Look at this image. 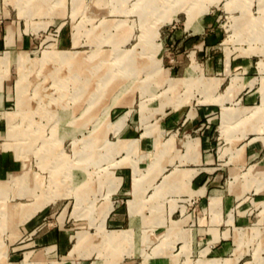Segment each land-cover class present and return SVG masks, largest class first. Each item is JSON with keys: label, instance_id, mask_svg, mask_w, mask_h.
Wrapping results in <instances>:
<instances>
[{"label": "crops", "instance_id": "crops-1", "mask_svg": "<svg viewBox=\"0 0 264 264\" xmlns=\"http://www.w3.org/2000/svg\"><path fill=\"white\" fill-rule=\"evenodd\" d=\"M55 1L50 0L52 5ZM22 4L23 0H0V55L8 51L13 56L11 61L16 62V56L27 57L46 40H55L50 44H56L60 48L57 50L77 46L73 45V29L63 32L70 15L63 17L62 11L54 10L64 4L50 9L49 3L42 2L44 7L31 17L23 15ZM108 4L111 8L110 0L92 2L97 10ZM68 7L71 12V0ZM177 13L165 29V49L175 62L181 55L189 62L181 69L183 75H165L162 79L201 75L214 78L219 81L214 94H221L231 78L239 76L243 87L224 105L246 108L243 123L222 133L221 104L197 102L201 96L198 91L192 97L193 104L187 102L178 108L167 104L162 113L156 110L162 101L176 100L184 90L182 86L174 99L165 96L144 112L123 111V106V112L115 118L125 115L122 126L116 133L108 132L118 137L115 142L133 140L135 144L115 154V165L108 166L107 161L100 165L110 169L115 180L90 175L75 179L70 195L56 198L66 202L46 204L32 215L20 244L11 248L19 250V260L7 264H201L224 259L229 264H255L257 258L264 261V112L249 115L252 108L262 104L260 88H264V71L258 68L264 57L257 61L252 58L264 53L249 52V45L244 49L248 54L228 59L223 51L221 58L215 49L222 34L219 18L207 11L189 23L186 17L178 25ZM99 14L105 24L104 14ZM242 19L245 20L235 23L242 24L241 32L249 34L251 19ZM263 21L258 20L264 25ZM46 22L45 28L39 27ZM42 33L44 37H40ZM259 39L262 46L264 35ZM203 57L206 58L202 60ZM166 69L172 73L180 68L173 64ZM253 78L254 84L248 86L246 82ZM226 81L224 88L218 90ZM155 84L151 82L154 88ZM163 84L166 89L167 84ZM155 94L151 90L143 101L155 103ZM144 118L148 128L142 123ZM242 135L233 144L228 139ZM108 193L112 208L101 223L93 216L99 217ZM94 200L100 201L96 209L92 205ZM107 232L116 235L108 239L104 235ZM78 233L84 234L80 243Z\"/></svg>", "mask_w": 264, "mask_h": 264}, {"label": "rangeland", "instance_id": "rangeland-1", "mask_svg": "<svg viewBox=\"0 0 264 264\" xmlns=\"http://www.w3.org/2000/svg\"><path fill=\"white\" fill-rule=\"evenodd\" d=\"M71 1V12L68 0L55 1L54 5L64 4L60 8L54 7L50 0H23L21 8L23 15L31 17L41 11L44 2L49 3L50 9L53 6L55 11H62L63 17L70 15L63 32L73 29L75 48L57 50L60 48L56 44H50L55 40H46L34 47L28 58L16 56L18 64L11 61L13 56L8 51L0 55L3 101L0 103V264L19 260V250L11 248L20 244L32 215L46 204L63 202L56 198L69 196L75 179L90 175L115 180L110 169L100 167L101 163L107 161L108 166L115 165V154L135 144L133 140L115 142L118 137L108 132L116 133L122 126L125 115L115 120L119 113L127 109L144 112L149 106L158 105L159 99L165 96L174 99L181 93L182 86L184 90L176 100L166 99L156 110L162 113L167 104L174 108L187 102L193 104L192 97L198 91L201 96L197 102L221 104L222 133L243 123L246 108L224 105L225 100L232 101L243 87L239 76H233L221 94H214L219 85L214 78L202 75L172 78L183 75L181 69L189 62L183 55L175 62L165 49V29L170 27L171 18L177 12L178 25L186 17L189 23L207 11L219 18L222 34L220 45L215 49L221 58L223 51L228 59L248 54L244 49L249 45V52L264 53V41L259 46L264 25L258 22L264 20V0H110L111 8L108 4L100 7L102 11L92 5L93 0ZM99 13L104 14L105 24L99 19ZM242 17L251 19L249 34L242 33V24L235 23L245 20ZM47 24L39 27L45 28ZM245 32L248 33V29L245 28ZM263 57L256 54L252 59L257 61ZM173 64L180 69L169 73L166 68ZM258 68L264 71L261 60ZM254 72L257 73L252 70ZM165 75L172 77L162 79ZM154 81L155 88L151 85ZM254 82L253 78L246 84L252 86ZM163 83L167 84L166 89ZM151 90L156 93L155 103H145L143 100L147 97L144 96ZM260 90L262 104L252 108L250 116L264 112V88ZM142 123L148 128L147 118ZM243 137L228 139L233 144ZM241 151L242 147L236 155ZM108 195L99 217L93 216L101 223L112 208ZM99 202L92 201L94 209ZM262 205L264 210V201ZM75 211L78 214L77 209ZM104 235L111 239L116 234L107 232ZM83 239L84 234L78 233L77 243ZM201 264H229V261L209 260ZM255 264H264V261L257 258Z\"/></svg>", "mask_w": 264, "mask_h": 264}, {"label": "bare ground", "instance_id": "bare-ground-1", "mask_svg": "<svg viewBox=\"0 0 264 264\" xmlns=\"http://www.w3.org/2000/svg\"><path fill=\"white\" fill-rule=\"evenodd\" d=\"M7 53H8V52H7ZM9 54H10V53H9ZM9 54H8V55H9ZM8 55H7V57H8ZM66 58H67V57H66ZM66 61H67V59H66ZM66 61H65V63H66ZM64 65H65V64H64ZM57 75H58V74H57Z\"/></svg>", "mask_w": 264, "mask_h": 264}]
</instances>
